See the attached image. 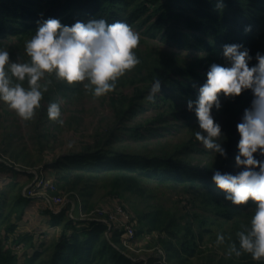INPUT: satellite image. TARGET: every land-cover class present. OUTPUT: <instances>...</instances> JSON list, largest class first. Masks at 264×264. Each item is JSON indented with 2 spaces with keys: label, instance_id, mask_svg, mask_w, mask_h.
<instances>
[{
  "label": "trees",
  "instance_id": "16d2710c",
  "mask_svg": "<svg viewBox=\"0 0 264 264\" xmlns=\"http://www.w3.org/2000/svg\"><path fill=\"white\" fill-rule=\"evenodd\" d=\"M220 2L0 0V47L7 48L13 59L17 54L27 59L25 41L34 34L38 22L47 18H58L69 26L94 18H105L109 23L122 20L140 34L136 52L141 63L120 77L116 90L106 95L109 113L100 118L91 142L56 157L45 168L53 172L57 192L80 197L84 212L94 208L92 197L99 188L108 198L124 199L134 213L137 237L158 233L157 240L145 246L163 248L167 264H195L193 259L202 255L200 247L206 238L225 254L217 257L213 253L199 264H259L248 253L239 257L227 254L237 231L249 224L255 205L226 201L212 181L216 168L235 171L236 125L250 105L252 93L243 91L235 99L221 97L222 108L213 110L226 133L223 139L228 159L196 139L200 130L197 118L187 108V101L196 99L199 86L206 81L211 64L227 63L222 54L224 44L240 43L253 57L257 51L264 53V0H222L223 6L218 7ZM246 26H251L249 31H245ZM254 63L255 59L250 62ZM156 78L161 80V92L151 102L146 97ZM51 80L52 88L44 94L32 122L40 144L47 137L45 119L51 120L46 102H70L84 90L80 83ZM54 95L60 99L53 101ZM14 158L18 160V155ZM6 171L20 174L0 163V172ZM147 184L181 189L195 209L180 215L179 210L156 204L137 208L132 197H151ZM21 190L19 183L12 181L0 191V264H142L123 253L119 232L107 235L104 224L70 219L66 215L69 206L56 215L45 211L50 226L60 229V236L49 243L37 247L30 233L15 234L17 224L12 219L19 222L32 201ZM218 233L224 234V243L217 244ZM11 246L21 248L22 259Z\"/></svg>",
  "mask_w": 264,
  "mask_h": 264
},
{
  "label": "clouds",
  "instance_id": "9594fccd",
  "mask_svg": "<svg viewBox=\"0 0 264 264\" xmlns=\"http://www.w3.org/2000/svg\"><path fill=\"white\" fill-rule=\"evenodd\" d=\"M222 6L221 0L218 7ZM250 28L246 26L245 31ZM139 44L140 34L126 21L109 23L105 18H94L69 26L58 18L44 19L25 41L27 59L19 54L13 59L7 48L0 47V102L22 121H30L42 107L51 77L69 85L80 83L95 97L106 96L116 90L120 77L141 63L136 52ZM222 54L227 63L211 64L206 81L199 86L196 99L187 101V108L197 118L200 130L196 139L228 159L223 139L226 133L213 110L222 108L221 97L235 99L243 91L252 93L250 105L236 125L235 171L216 168L212 181L226 201L255 205L249 224L237 231L227 254L239 257L248 253L264 264V53L257 51L253 57L244 45L226 43ZM253 59L256 63L250 64ZM161 87V80L156 78L146 99L155 102ZM62 103L57 100L47 106L48 117L61 124ZM216 242L224 243V234L218 233Z\"/></svg>",
  "mask_w": 264,
  "mask_h": 264
},
{
  "label": "rangeland",
  "instance_id": "374dc122",
  "mask_svg": "<svg viewBox=\"0 0 264 264\" xmlns=\"http://www.w3.org/2000/svg\"><path fill=\"white\" fill-rule=\"evenodd\" d=\"M152 47L156 49V45H152ZM52 84L53 80H51L47 92L50 87L52 88ZM80 88L84 89L81 84ZM84 90L81 94L78 93V97L73 101L67 102L65 99H61L63 101L61 105L62 124L54 120L46 121L45 119L47 137L42 140V144L39 143L40 141L35 136L34 124L32 123L34 119L22 121L7 104L0 102V158H6L9 163L25 170L45 169L49 178L55 181L53 172L50 169H46L45 165L58 156L78 150L83 143L91 142V135L100 118L109 113L105 105L107 96L95 97ZM56 98L60 99L58 95H54L53 101ZM48 104L46 102V106ZM42 145L44 149L41 148ZM14 155H18V160L14 158ZM20 174L23 176H17L13 171L0 172V191L4 189L7 183L17 181L19 186L22 187L21 194L24 195V189L32 180L29 179L28 175L30 174ZM147 185L148 193H150L151 197H148L147 194L144 197H132V202L137 208L143 209L147 204H156L173 211L179 210L180 215L192 212L195 209L188 202L191 198L183 194L181 189L174 190L167 187H156L152 184ZM54 192H56L54 195L63 194L57 192L56 188ZM8 197L6 199L10 200L11 196L8 195ZM67 197L68 200L72 199L73 202H75L76 198H80L79 196L71 198L69 195ZM111 198L105 196L104 189L99 188L92 197V201L95 202L94 208L109 203ZM41 201L32 199L22 219L19 222H15L12 219V222L17 224L15 234L30 233L33 235L37 247L42 243H49L52 238L60 236V229H54L50 226L49 217L45 213L46 210H44L46 205ZM120 201L134 215L131 206L124 199ZM152 234L157 237H153L150 240L151 243L155 242L159 236L156 232ZM207 239H204V243L200 247L203 250L202 255L193 259L195 264L204 262L205 258H209L213 253L217 257L225 254L224 251L218 249L215 244L208 242ZM149 242L147 243L149 244ZM154 245L151 247L146 245L145 248H152ZM11 247L13 252L22 259L23 251L21 248ZM210 247H212L211 250L208 249Z\"/></svg>",
  "mask_w": 264,
  "mask_h": 264
},
{
  "label": "built area",
  "instance_id": "2783aa9c",
  "mask_svg": "<svg viewBox=\"0 0 264 264\" xmlns=\"http://www.w3.org/2000/svg\"><path fill=\"white\" fill-rule=\"evenodd\" d=\"M8 161L6 158H0V163L13 168L19 173H28L33 176L32 182L24 189L23 196L42 200L41 202L46 205L44 210L48 209L56 215L69 206L66 215L70 219L85 223L104 224L107 226V235L109 231L119 232L123 253L132 261H142V264H167L166 253L163 248L158 245L145 248V244L157 236L155 234H145L141 238L137 237L134 216L118 199L111 198L109 203L84 212L80 198H76L73 202L72 199L68 200L65 194H51L55 191V181L49 178L45 169L25 170ZM75 205L77 206L75 207ZM152 255L153 258L151 259L150 256Z\"/></svg>",
  "mask_w": 264,
  "mask_h": 264
},
{
  "label": "crops",
  "instance_id": "0c3cea01",
  "mask_svg": "<svg viewBox=\"0 0 264 264\" xmlns=\"http://www.w3.org/2000/svg\"><path fill=\"white\" fill-rule=\"evenodd\" d=\"M7 172V171H6ZM6 172H1V173H6ZM22 174H17V176H20L21 177ZM23 176V175H22ZM19 180V178H17ZM150 258L152 259L153 258V255L150 256Z\"/></svg>",
  "mask_w": 264,
  "mask_h": 264
}]
</instances>
